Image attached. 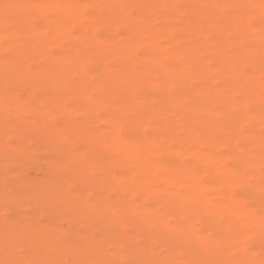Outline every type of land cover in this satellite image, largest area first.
<instances>
[{
	"label": "bare ground",
	"instance_id": "bare-ground-1",
	"mask_svg": "<svg viewBox=\"0 0 264 264\" xmlns=\"http://www.w3.org/2000/svg\"><path fill=\"white\" fill-rule=\"evenodd\" d=\"M1 49L0 264H264V0H0Z\"/></svg>",
	"mask_w": 264,
	"mask_h": 264
},
{
	"label": "rangeland",
	"instance_id": "rangeland-1",
	"mask_svg": "<svg viewBox=\"0 0 264 264\" xmlns=\"http://www.w3.org/2000/svg\"><path fill=\"white\" fill-rule=\"evenodd\" d=\"M131 11L132 12H135L136 10L132 9ZM81 27H86V26L82 25ZM81 27H80V25H77V28H81ZM222 44H223V46H226L228 48H235V49H237V46L236 45H231V44L228 45V44H226L224 42H222ZM0 53L1 54H6V52L3 51V49L0 50ZM43 62L46 63V62H48V60H45ZM190 82H191V85L192 86L195 85V82L194 81H190ZM19 92H20L19 95L20 96H23V94H24L23 93V90L22 89H19ZM221 123H224L226 125V129L229 128L231 130V133L230 134L232 136L230 135V137H232L233 139H235L237 142H240V139L238 137L233 136L234 131H236L234 122H232L229 119H223L221 121ZM154 147H155V149L157 151V154H159V156H161V155L166 156L167 161H169L168 163L172 164V163H174L177 160L176 157L174 158V155L168 154L166 152V150L163 147H161L160 145H154ZM8 155H9L8 157L11 160H13V161H20L23 158L19 154H17V155L16 154H8ZM39 165H40L39 164V161H36V164L33 163L32 165H29L27 167L26 171L30 174V176H33V177H35L37 179H40V180H43V179H45V177L42 174V170L39 168ZM107 167L108 168H111V169L113 168L112 166H109V165ZM159 170L160 171L161 170H164L165 171V167H161V168H159ZM134 173H135V175H137V176H139L141 178L144 177V173L143 172L134 171ZM205 180L211 181V179L208 176L207 177L205 176ZM229 185L235 191L237 190L236 192L239 193L238 199L241 202H243L244 204H248V205L252 203V201H253L254 198H253V195H251L249 192H247L248 186L246 184H244L242 182H239V181H230L229 182ZM239 191H241V192H239ZM207 192L209 194V197H212V196L215 197L218 194V191L215 190L214 188H209ZM17 193H18L17 194V198L18 199H22L23 197H25V195H24L25 193L22 190L18 191ZM42 201L43 202L44 201H46V202H52V201H54V199L49 196L48 198L47 197L46 198L45 197L42 198L40 200V202H42ZM211 206H212V201L211 200H207V201H205L202 204H199L198 203V205H196V211H190V212H188V214L196 222H200V220H201V222H203L204 225H205L207 223V220H203L202 218L199 217V211L198 210H206L207 208H210ZM16 208H21L22 210H24V211L27 212V211H29L32 208V205H30L29 203L17 204L16 205ZM98 210H99V207L93 205V206L89 207L85 211V214H87V215L88 214L93 215ZM11 211H12L11 209H8L7 208L5 210V213L8 214V213H11ZM70 212H72V211L71 210H68V209H63V210H61L59 212V214L60 215H66L67 213H70ZM216 219H219V217H216ZM94 223L102 224V225L105 224L106 223L105 216H102V215H98L97 216L96 215V217H94ZM133 229H134V226L132 224H129L128 223V224H125V226H124V230L127 232L126 233L127 235L125 236V238L130 243H134L135 241H137L140 238V237H137V235L133 232ZM192 239L193 240H196V239H198V237L195 236ZM175 241H176L175 239H171L170 237H168L166 239V242L168 244L172 245V246H170L168 248V254L177 255L179 257H187V256H189L192 253V251L190 249H178L176 247H173L174 243H176ZM128 255H129V258H131L133 260V259H138V257H140V255H141V253L140 252H137L136 250H133ZM52 264H54V263H52ZM194 264H203L201 257L195 256L194 257ZM219 264H227V263L221 262Z\"/></svg>",
	"mask_w": 264,
	"mask_h": 264
}]
</instances>
